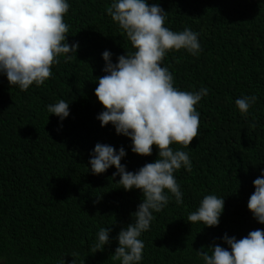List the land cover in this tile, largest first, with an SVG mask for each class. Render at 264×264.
Segmentation results:
<instances>
[{"label":"trees","instance_id":"16d2710c","mask_svg":"<svg viewBox=\"0 0 264 264\" xmlns=\"http://www.w3.org/2000/svg\"><path fill=\"white\" fill-rule=\"evenodd\" d=\"M167 13L165 26L173 31L190 28L198 33L202 51L166 53L174 86L183 91L208 89L195 106L200 114L198 136L189 147L191 172L174 175L183 203L169 195V203L154 212L139 264H204L198 250L212 244L228 247L222 237L243 238L264 230L248 209L253 181L264 170V0H148ZM64 16L67 42H80L72 60L58 57L52 76L26 91L10 86L0 73V264H120L112 253L122 227L133 222L131 213L142 202L139 189L125 190L112 177L115 166L94 175L89 163L97 143L108 144L126 156L121 163L137 171L158 158L131 151V139L117 134L109 123L101 126L104 110L95 95L98 77L105 75L102 53L117 57L134 49L107 15L112 0H68ZM255 95L242 115L235 100ZM69 102L62 121L47 110L59 100ZM92 111V112H91ZM205 195L224 198L217 226L187 221ZM101 197L100 199H97ZM95 201V202H94ZM101 227H111V243L92 253ZM74 257H72V255Z\"/></svg>","mask_w":264,"mask_h":264},{"label":"clouds","instance_id":"9594fccd","mask_svg":"<svg viewBox=\"0 0 264 264\" xmlns=\"http://www.w3.org/2000/svg\"><path fill=\"white\" fill-rule=\"evenodd\" d=\"M69 7L68 0H0V73L6 75L11 87L26 91L33 84L43 85L52 76V66L59 63L58 57L65 56L68 62L73 58L68 54L79 51L80 42H67L70 26L64 22V16ZM106 12L134 51L119 55L117 63L112 62L110 51L102 53V71L106 74L96 78L95 95L104 110L97 119L102 127L111 123L117 134L129 137L135 154L150 156L155 145L158 158L135 172L128 171L121 163L126 156L123 146L117 151L111 145L97 143L89 163L94 175L115 166L112 177L119 175L117 182L121 187L139 189L143 194L142 202L131 213L133 222L118 232V246L111 257L120 264H139L144 249L140 237L149 230L153 213L169 203L166 190L177 204L183 203L174 173L181 167L191 172L192 164L187 152L173 150L171 145L187 148L198 136L200 114L195 106L208 94V89L180 90L174 86L175 72L162 66L171 50L185 49L198 55L202 49L197 32L190 28L177 32L166 27L167 12L148 0H112ZM256 100L255 95L243 96L235 100V105L246 116ZM47 110L62 121L69 115V102L61 99L49 104ZM253 185L247 207L257 222L264 224V170ZM224 203L223 197L205 195L187 221L217 226ZM112 230L99 229L91 245L92 253L103 251L111 243ZM222 239L227 248L214 243L207 247L210 254L203 250L204 246L198 250L204 264H264V230L250 231L240 239L225 233Z\"/></svg>","mask_w":264,"mask_h":264}]
</instances>
